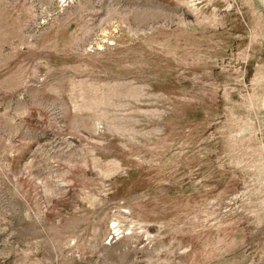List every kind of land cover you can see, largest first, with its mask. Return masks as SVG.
I'll use <instances>...</instances> for the list:
<instances>
[{"label":"rangeland","instance_id":"obj_1","mask_svg":"<svg viewBox=\"0 0 264 264\" xmlns=\"http://www.w3.org/2000/svg\"><path fill=\"white\" fill-rule=\"evenodd\" d=\"M0 264H264V0H0Z\"/></svg>","mask_w":264,"mask_h":264}]
</instances>
